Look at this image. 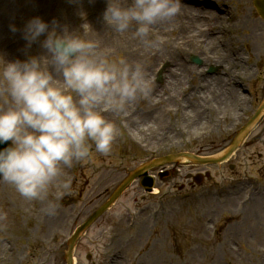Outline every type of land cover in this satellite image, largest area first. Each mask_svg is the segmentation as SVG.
Segmentation results:
<instances>
[{
    "label": "rangeland",
    "instance_id": "1",
    "mask_svg": "<svg viewBox=\"0 0 264 264\" xmlns=\"http://www.w3.org/2000/svg\"><path fill=\"white\" fill-rule=\"evenodd\" d=\"M214 1L223 14L207 22L215 26L211 35L202 15L195 27L181 9L153 25L142 39L135 35L134 23L123 33L107 25V0H0V58L45 54L40 44L45 36L31 47L23 38L26 22L40 16L50 27L55 20L61 29L95 41L98 51L111 59L141 64L151 82L147 97L129 101L122 111L105 110L118 131L112 151L104 155L93 147L86 160L65 168L73 186L61 201L54 188L45 201H29L0 179V264H65L67 239L146 156L217 153L254 113L264 96V19L253 0ZM199 32L209 36L207 41L211 38V47L199 42ZM162 38L169 41L168 48L160 45ZM177 45L187 61L197 54L203 63H185ZM170 50L183 73L174 90L168 84L175 68ZM212 64L221 65L219 74L208 73ZM226 72L238 75L242 90L226 92ZM225 98L229 104L220 102ZM167 168L171 175L157 178L154 193H146L136 181L86 232L75 250L77 264H264V117L230 161L180 162ZM198 172L210 176L191 186ZM256 197L259 202L252 207ZM49 202L56 205L54 215L45 212Z\"/></svg>",
    "mask_w": 264,
    "mask_h": 264
},
{
    "label": "clouds",
    "instance_id": "2",
    "mask_svg": "<svg viewBox=\"0 0 264 264\" xmlns=\"http://www.w3.org/2000/svg\"><path fill=\"white\" fill-rule=\"evenodd\" d=\"M179 11L180 0H107L103 19L120 33L134 23L143 39ZM41 36L45 54L0 58V144L11 141L0 148V179L25 199L43 202L53 188L57 199L66 194L71 181L62 179L65 168L86 160L93 147L104 155L112 151L118 131L105 110L122 111L129 101L147 97L151 82L141 64L111 59L81 33L32 17L23 28L27 46ZM55 210L49 202L45 212Z\"/></svg>",
    "mask_w": 264,
    "mask_h": 264
},
{
    "label": "water",
    "instance_id": "3",
    "mask_svg": "<svg viewBox=\"0 0 264 264\" xmlns=\"http://www.w3.org/2000/svg\"><path fill=\"white\" fill-rule=\"evenodd\" d=\"M257 6L260 9L261 14L264 16V1L263 0H256ZM264 112V102L262 104V106L260 107V109L258 110V112L256 113L255 117L253 118L252 121H250V123L248 124V126H246L239 134L238 136L235 138V140L232 142L230 148L224 153V155L220 156V157H210V158H200L191 154H183V155H187L190 158H192L194 161L197 162H217L220 161L222 159H225L226 157H228L231 152L240 144V142L242 141L244 135L248 132L249 127L258 119V117ZM248 128V130H247ZM151 166L147 165L144 166L143 168L133 172L129 177H127L121 184L120 186L115 190V192L112 194V196L110 197V199L105 202L80 228H78L76 234L72 237V239L69 242V248H68V252H67V264H73V248L74 245L77 241V239L80 237V235L83 233V231L92 223V221L98 216L100 215L103 211H105L113 202L114 200L118 197V195L123 191V189L134 179L135 176L137 175H144L145 171Z\"/></svg>",
    "mask_w": 264,
    "mask_h": 264
},
{
    "label": "bare ground",
    "instance_id": "4",
    "mask_svg": "<svg viewBox=\"0 0 264 264\" xmlns=\"http://www.w3.org/2000/svg\"><path fill=\"white\" fill-rule=\"evenodd\" d=\"M191 2L194 3L195 1H191ZM189 4H191L189 1H185V2L184 1H180V10L182 9L185 12V14H188L189 16H191L189 18L190 22L194 23V26L197 27V25L202 22L201 18L205 17V16L209 17L210 12H209V10L207 9L206 6L204 7V6H201V5L197 6V5H189ZM201 15H203V16L201 17ZM200 37H201V40L199 39L200 43L204 44L207 48L211 47L210 44H212L213 41H210L211 38H210L209 41H207V39L209 37L208 35H204V34L200 33ZM160 51H162V50H160ZM171 56H172V60H173L172 64H174L173 66L175 68L172 70V73L169 76L170 81L168 82V84L170 86V89L174 90V89L178 88L179 83L182 80L183 73L181 72V66L182 65L180 63V60L176 59V58H173V54H171ZM226 86L227 87H232V92H234L235 90L238 89V85H237L234 77L228 79ZM222 100L224 102H226L227 104L230 103L227 98L220 99L221 103H223ZM258 202H259V199H257V197H256V199L252 202L253 203L252 207L256 206Z\"/></svg>",
    "mask_w": 264,
    "mask_h": 264
}]
</instances>
